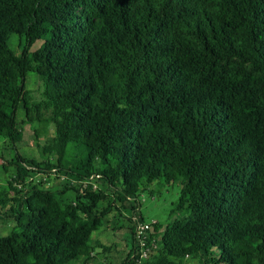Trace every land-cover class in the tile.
<instances>
[{
  "label": "trees",
  "instance_id": "1",
  "mask_svg": "<svg viewBox=\"0 0 264 264\" xmlns=\"http://www.w3.org/2000/svg\"><path fill=\"white\" fill-rule=\"evenodd\" d=\"M0 150V264H264V0H0Z\"/></svg>",
  "mask_w": 264,
  "mask_h": 264
},
{
  "label": "rangeland",
  "instance_id": "2",
  "mask_svg": "<svg viewBox=\"0 0 264 264\" xmlns=\"http://www.w3.org/2000/svg\"><path fill=\"white\" fill-rule=\"evenodd\" d=\"M10 40L14 42L13 36H10ZM39 44V41H36L35 43L32 44L30 47L31 49H34L37 47ZM26 88L29 91L35 90L36 83H35V77L31 74L28 73L26 74ZM22 116L20 115L19 111L17 110L16 114V121L20 123V119ZM21 125V124H19ZM22 131L20 132L21 134V145L23 144H31V128L28 125H23L21 128ZM50 133V130H48V134ZM44 137V136H43ZM41 137L39 139V143H42ZM19 144V147L21 146ZM2 151V150H0ZM2 160L0 159V163ZM7 175V172L4 173L1 168H0V188H2L5 184V177ZM33 179H36L35 177ZM56 180H51L49 182L44 183V186H49L51 184H55ZM151 194L149 195L147 192H144L140 196V206H139V211L143 217V219L147 222L150 221H159V222H167L170 220L172 217L176 215L175 212L171 213V209L173 208V205L177 199L178 196V191H179V184L177 182H173L169 185H162V186H157L156 184H152L150 186ZM66 198H71L72 193L71 191H66V193L63 195ZM121 223V222H120ZM12 222L9 221L7 218H1L0 217V235H3L7 233L10 228H11ZM125 225V223H124ZM126 230L124 227L115 230L114 233H111V231H105V230H99V231H94L91 235L92 239L98 238L100 240H108L111 238L114 240L118 246H122L123 243L120 240L121 236L124 235ZM100 260V259H95ZM75 264V262L71 263ZM94 264V263H93Z\"/></svg>",
  "mask_w": 264,
  "mask_h": 264
},
{
  "label": "built area",
  "instance_id": "3",
  "mask_svg": "<svg viewBox=\"0 0 264 264\" xmlns=\"http://www.w3.org/2000/svg\"><path fill=\"white\" fill-rule=\"evenodd\" d=\"M147 227V224L146 223H140L137 225V230L138 232L141 231L142 229L146 228ZM145 250H141V253H140V259H143L145 257ZM136 264H141L140 261H138Z\"/></svg>",
  "mask_w": 264,
  "mask_h": 264
}]
</instances>
